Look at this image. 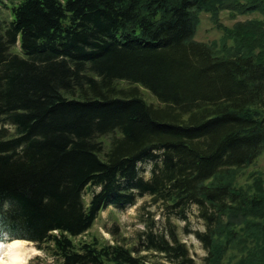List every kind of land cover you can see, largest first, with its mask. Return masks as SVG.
Masks as SVG:
<instances>
[{"label":"trees","instance_id":"obj_1","mask_svg":"<svg viewBox=\"0 0 264 264\" xmlns=\"http://www.w3.org/2000/svg\"><path fill=\"white\" fill-rule=\"evenodd\" d=\"M7 9L0 242L33 243L52 264H197L175 226L147 230L134 246L84 238L108 208L150 196L184 222L197 208L203 264H264V177L244 173L264 153V0H23ZM222 11L262 19L229 28ZM202 13L219 43L195 40Z\"/></svg>","mask_w":264,"mask_h":264},{"label":"rangeland","instance_id":"obj_2","mask_svg":"<svg viewBox=\"0 0 264 264\" xmlns=\"http://www.w3.org/2000/svg\"><path fill=\"white\" fill-rule=\"evenodd\" d=\"M23 0H0V24L4 20H9L8 7L18 4ZM221 24L226 27H232L238 22L248 21L251 19H262L259 14H249L245 16H234L229 11H222L219 16ZM222 33L215 27L210 15L202 13L200 16V25L198 27L195 40L197 42L211 44L219 43L222 40ZM129 86V84H125ZM143 97L149 102L156 104V99L148 91L142 89ZM13 131V129H12ZM105 143H109L111 137L103 138ZM144 168V167H143ZM150 165L144 174L145 178H149ZM255 172H260L264 177V153L258 161L250 168L244 170L245 176H253ZM86 201L90 199V195L85 194ZM198 211L195 206H191L188 211V220L184 222L174 216H170L160 204H156L150 196L138 197L133 206L124 209L108 208L100 214L93 228L84 236L90 239L96 236L102 242L120 243L127 246L137 245L140 234L147 230L153 232H166L170 227L175 226L180 238L187 244L190 249L192 258L197 264H203V260L207 254L201 243L193 235L195 231H204V223L198 218ZM191 232V233H189ZM18 241V240H17ZM8 242H0V248L7 246ZM20 246L27 254L25 264H52V260L46 253L39 250L33 243L20 240ZM152 260H160V257L152 255Z\"/></svg>","mask_w":264,"mask_h":264},{"label":"bare ground","instance_id":"obj_3","mask_svg":"<svg viewBox=\"0 0 264 264\" xmlns=\"http://www.w3.org/2000/svg\"><path fill=\"white\" fill-rule=\"evenodd\" d=\"M19 243H20V241H13V242H10V244H8L7 246L0 248V255H3L6 251L9 250V248L18 249V251L15 253L16 259L21 261L22 264H25V262L27 260V254L22 249V247L20 246Z\"/></svg>","mask_w":264,"mask_h":264},{"label":"clouds","instance_id":"obj_4","mask_svg":"<svg viewBox=\"0 0 264 264\" xmlns=\"http://www.w3.org/2000/svg\"><path fill=\"white\" fill-rule=\"evenodd\" d=\"M18 249L9 248L3 255H0V264H22L21 261L16 259L15 253Z\"/></svg>","mask_w":264,"mask_h":264}]
</instances>
